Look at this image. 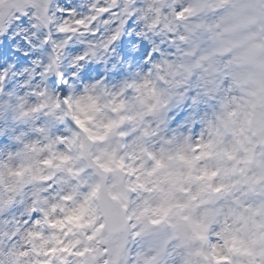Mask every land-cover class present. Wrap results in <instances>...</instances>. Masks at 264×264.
<instances>
[{
	"label": "clouds",
	"instance_id": "clouds-1",
	"mask_svg": "<svg viewBox=\"0 0 264 264\" xmlns=\"http://www.w3.org/2000/svg\"><path fill=\"white\" fill-rule=\"evenodd\" d=\"M0 264H264V0H0Z\"/></svg>",
	"mask_w": 264,
	"mask_h": 264
}]
</instances>
